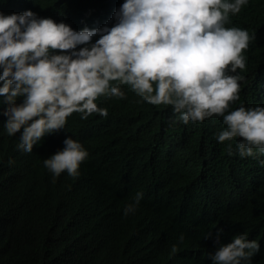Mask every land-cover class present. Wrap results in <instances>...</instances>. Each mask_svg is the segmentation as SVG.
I'll return each mask as SVG.
<instances>
[{
	"label": "clouds",
	"instance_id": "9594fccd",
	"mask_svg": "<svg viewBox=\"0 0 264 264\" xmlns=\"http://www.w3.org/2000/svg\"><path fill=\"white\" fill-rule=\"evenodd\" d=\"M252 8L260 13L257 0H0L2 133L44 176L66 223L83 215L100 230L120 220L138 237L130 251L138 262L264 264L256 215L222 208L229 181L191 175L211 152L179 157L154 186L134 173L140 164L122 182L136 145L96 138L83 123L110 109L161 107L182 127H143L141 147L190 133L213 149L228 141L229 155L264 156V105L229 110L246 82L264 79V59L248 48ZM210 122L214 136L201 132ZM246 184V196L257 193L256 181Z\"/></svg>",
	"mask_w": 264,
	"mask_h": 264
},
{
	"label": "trees",
	"instance_id": "16d2710c",
	"mask_svg": "<svg viewBox=\"0 0 264 264\" xmlns=\"http://www.w3.org/2000/svg\"><path fill=\"white\" fill-rule=\"evenodd\" d=\"M1 1L4 5L15 6L19 0ZM257 2L260 13L252 8L245 27L253 32L249 52L255 53L256 61H261L264 59V0ZM261 70L264 77V67ZM246 84L250 88L242 89V95L229 110L241 105L247 107V103L252 107L264 105V79L254 86L251 82ZM83 123L96 138L116 137L127 144L129 151L136 145L135 153L124 159L122 182L140 164L134 173L144 179L145 184L154 186L157 177L180 163L179 157L211 152L196 165L191 175H198L204 169L216 185L229 181L223 210L234 207L254 214L256 221L264 227V166L259 162L264 156L241 158L229 155L228 141L219 144V149H213L202 145L200 138L190 133L173 135L151 149L141 147L136 138L143 127L171 133H177L182 127L170 111L161 107L135 105L130 111L110 109L104 118L88 117ZM216 129L210 122L201 127V132L214 136ZM231 143L234 147L236 141ZM115 160L109 164V170L120 158ZM144 163H147L145 169L142 168ZM247 179L258 183L257 193L251 196L243 192ZM50 189L31 161L22 157L14 143L3 135L0 117V264H155L151 255L140 262L134 260L130 251L139 245L138 237L122 228L120 220L107 222L100 230H96L91 220L83 215L66 223L69 220L57 211V205L48 201L52 196L48 197ZM210 193L194 194L193 197H206Z\"/></svg>",
	"mask_w": 264,
	"mask_h": 264
}]
</instances>
